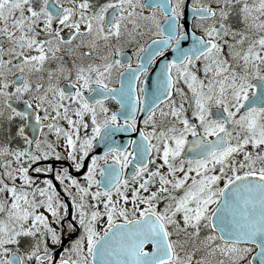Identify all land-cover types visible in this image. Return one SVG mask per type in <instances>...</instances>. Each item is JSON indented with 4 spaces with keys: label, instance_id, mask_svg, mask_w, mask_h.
I'll return each mask as SVG.
<instances>
[{
    "label": "snow or ice",
    "instance_id": "1",
    "mask_svg": "<svg viewBox=\"0 0 264 264\" xmlns=\"http://www.w3.org/2000/svg\"><path fill=\"white\" fill-rule=\"evenodd\" d=\"M0 264H264V0H0Z\"/></svg>",
    "mask_w": 264,
    "mask_h": 264
},
{
    "label": "flooded vegetation",
    "instance_id": "2",
    "mask_svg": "<svg viewBox=\"0 0 264 264\" xmlns=\"http://www.w3.org/2000/svg\"><path fill=\"white\" fill-rule=\"evenodd\" d=\"M57 186L60 187V185H58V182H56ZM63 194V193H62ZM74 235V234H73ZM69 237H65L64 238V245L66 246L69 243ZM60 251V249H57V253Z\"/></svg>",
    "mask_w": 264,
    "mask_h": 264
},
{
    "label": "water",
    "instance_id": "3",
    "mask_svg": "<svg viewBox=\"0 0 264 264\" xmlns=\"http://www.w3.org/2000/svg\"><path fill=\"white\" fill-rule=\"evenodd\" d=\"M186 14H187L188 18L190 19V18H191V12H190V9H186Z\"/></svg>",
    "mask_w": 264,
    "mask_h": 264
}]
</instances>
